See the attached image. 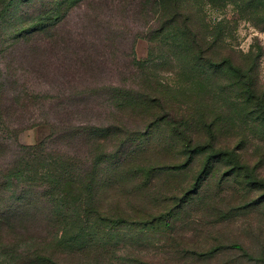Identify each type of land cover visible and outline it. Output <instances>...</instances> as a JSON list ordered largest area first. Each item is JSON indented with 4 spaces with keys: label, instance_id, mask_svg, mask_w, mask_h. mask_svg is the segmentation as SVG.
I'll list each match as a JSON object with an SVG mask.
<instances>
[{
    "label": "trees",
    "instance_id": "1",
    "mask_svg": "<svg viewBox=\"0 0 264 264\" xmlns=\"http://www.w3.org/2000/svg\"><path fill=\"white\" fill-rule=\"evenodd\" d=\"M85 4L95 6L94 17L114 9L131 17L133 42L144 38L155 49L168 50L164 52L166 59L179 65L190 92L201 89L194 95L206 104L200 111L199 131L182 136V149L191 158L204 157L203 173L210 170L215 174L213 162H220L247 188L243 205L230 209L227 216L240 209L250 213L258 207L264 210V177L257 176L244 155L250 138L264 143V93L259 92L255 80L254 84L250 81L262 49H253L245 56L248 65H235V50L226 41L229 21L211 22L204 11L206 4L232 5L240 17L263 29L264 0H0V60L7 67L6 73L0 67V264H69V260L75 264L70 258L81 264L80 259L83 262L89 256L99 264L105 254L113 253L107 245L118 242L121 226L139 223L151 229L156 227L154 222H160L171 228L180 212L171 208L150 216L152 220L146 215L135 219L103 204L101 193L116 179L104 175L106 164H112L111 169L123 168L120 156L127 155L130 147L160 121L155 110L161 107L157 95L170 86L154 72L153 77L150 65L133 51L129 81L98 87L94 92L112 109V123L72 125L45 119L43 124H51V131L42 140L34 144L20 140L23 132L35 126V121L30 123L34 118L31 106H46L50 115L52 98L48 90H36L24 82L22 75L10 71L11 66L18 64L28 72L22 62H29L26 58L29 60L33 50L38 52V44L55 42L56 32ZM104 38L105 44H111L112 34ZM20 48L27 52L18 55ZM69 63L66 56L57 63L56 72L65 80ZM30 74L36 84L40 83L33 68ZM12 118L19 126L10 124ZM140 124L146 129L144 133ZM236 131L242 132L240 141ZM225 135L228 139L235 136V142H223ZM258 154L264 158L262 149ZM131 168L138 174L145 171L142 164L124 169L131 174ZM254 193L256 197H252ZM222 250H237L250 264H264V250L256 255L239 243L220 245L205 256L214 257Z\"/></svg>",
    "mask_w": 264,
    "mask_h": 264
},
{
    "label": "rangeland",
    "instance_id": "2",
    "mask_svg": "<svg viewBox=\"0 0 264 264\" xmlns=\"http://www.w3.org/2000/svg\"><path fill=\"white\" fill-rule=\"evenodd\" d=\"M93 8L95 6L85 4L75 10L56 32L55 42L48 46L37 45L38 52L33 50L29 60L26 58L29 62H22L29 73H24L18 64L11 66L10 71L22 75L24 82L36 90H48L52 98L51 116L47 115L46 106H31L34 118L30 123L35 121V126L22 133L21 142L34 144L49 134L51 124H43L45 119L72 125L112 123L115 119L114 113L110 112L112 109L106 106L104 97L94 92L98 87L124 85L129 81L133 51L139 60L150 65L153 77L155 73L157 79L173 90L169 86L157 95L161 107L155 110L159 111L160 121L130 147L127 155L120 156L123 168L111 169L112 164H106L104 175L116 176V179L101 193L103 204L106 208L117 207L135 219L146 215L152 220L150 216H158L171 208L180 212L172 220L171 228H164L160 222H154L156 227L151 229H145L139 223L131 227L121 226L122 231L117 233L118 242L113 240L106 244L108 251L113 253L105 254L99 264H250L237 250H222L214 257L205 256L208 251L230 243L245 244L256 255L263 252L264 210L258 207L250 213L240 209L227 216L230 209L243 205L245 195L249 193H246L247 188L237 181L232 170H227L220 162H213L215 174L210 170L203 173L204 157L197 155L191 158L190 153L182 149V136L197 133L200 129V111L206 104L199 102V97L194 94L201 89L198 87L193 88V92L189 91V83L179 65L173 59H166V48L157 50L144 38L133 42L135 32L130 30L131 17L126 18L115 9L94 17ZM204 11L211 22L229 21L226 41L235 50V65H248L245 56L261 47L262 56L254 66L252 74L255 77H251L250 81L254 84L255 80L259 92L264 93V28L240 17L232 5L219 7L206 4ZM108 33L112 34V38L111 44L107 45L101 39L106 40L104 37ZM25 52L27 49L20 48L17 54ZM64 56L70 60L66 80L56 72L57 63ZM0 67L7 72L4 60H0ZM32 68L40 83L36 84L31 76ZM10 124L19 126L13 118ZM132 126L135 127L134 124ZM140 128L142 133L146 131L141 124ZM241 133L235 132L238 141L241 140ZM227 137L225 135L221 140L235 142V136ZM246 147L244 155L257 170V176L264 177V158L258 154L261 149L264 151V143L260 138L252 137ZM136 164H142L145 171L141 174L135 172L136 168H131V174L125 171V166ZM256 195L254 193L252 197ZM217 217L226 221L218 222ZM117 234L114 236L117 237ZM70 259L78 263L77 259ZM79 263L94 264L95 261L89 256L83 262L80 259ZM69 264L73 263L69 260Z\"/></svg>",
    "mask_w": 264,
    "mask_h": 264
}]
</instances>
